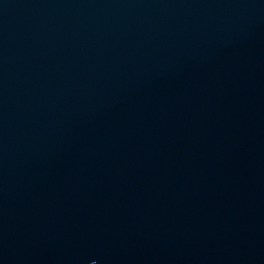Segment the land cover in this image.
I'll list each match as a JSON object with an SVG mask.
<instances>
[{
	"label": "water",
	"instance_id": "1",
	"mask_svg": "<svg viewBox=\"0 0 264 264\" xmlns=\"http://www.w3.org/2000/svg\"><path fill=\"white\" fill-rule=\"evenodd\" d=\"M0 264H264V0H0Z\"/></svg>",
	"mask_w": 264,
	"mask_h": 264
}]
</instances>
